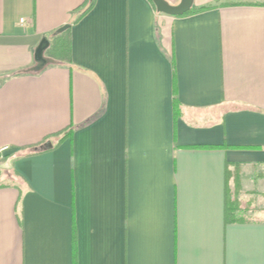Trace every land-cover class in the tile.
I'll list each match as a JSON object with an SVG mask.
<instances>
[{
	"label": "crops",
	"instance_id": "1",
	"mask_svg": "<svg viewBox=\"0 0 264 264\" xmlns=\"http://www.w3.org/2000/svg\"><path fill=\"white\" fill-rule=\"evenodd\" d=\"M85 1L0 0V264H264V0Z\"/></svg>",
	"mask_w": 264,
	"mask_h": 264
},
{
	"label": "trees",
	"instance_id": "2",
	"mask_svg": "<svg viewBox=\"0 0 264 264\" xmlns=\"http://www.w3.org/2000/svg\"><path fill=\"white\" fill-rule=\"evenodd\" d=\"M96 0H86L83 4V10L78 17L81 18L84 14H86L93 6L95 5ZM213 6L201 7V8H192L189 12L183 15H189L196 12H202L212 8ZM48 54L52 56L54 59L58 60H65L70 55V41L67 37V34L63 33L62 35L58 36L54 41L50 43V46L46 50ZM226 217L228 220H239L240 218H234L233 210L227 209Z\"/></svg>",
	"mask_w": 264,
	"mask_h": 264
},
{
	"label": "water",
	"instance_id": "3",
	"mask_svg": "<svg viewBox=\"0 0 264 264\" xmlns=\"http://www.w3.org/2000/svg\"><path fill=\"white\" fill-rule=\"evenodd\" d=\"M151 1L159 12L173 16H179L189 12L194 4V0H181L178 4H172L168 0ZM49 46L50 41L46 37L43 38L35 51V61L38 63L36 68H42L48 63V59L45 57V51Z\"/></svg>",
	"mask_w": 264,
	"mask_h": 264
},
{
	"label": "built area",
	"instance_id": "4",
	"mask_svg": "<svg viewBox=\"0 0 264 264\" xmlns=\"http://www.w3.org/2000/svg\"><path fill=\"white\" fill-rule=\"evenodd\" d=\"M7 149H8L7 147L0 148V157L4 155Z\"/></svg>",
	"mask_w": 264,
	"mask_h": 264
}]
</instances>
